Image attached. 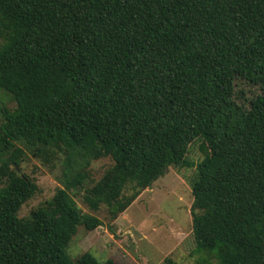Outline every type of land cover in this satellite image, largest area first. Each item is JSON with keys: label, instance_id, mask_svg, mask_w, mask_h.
I'll use <instances>...</instances> for the list:
<instances>
[{"label": "trees", "instance_id": "16d2710c", "mask_svg": "<svg viewBox=\"0 0 264 264\" xmlns=\"http://www.w3.org/2000/svg\"><path fill=\"white\" fill-rule=\"evenodd\" d=\"M0 92V264H120L68 255L71 193L114 220L196 140L192 264H264V0H0ZM27 153L61 187L19 217Z\"/></svg>", "mask_w": 264, "mask_h": 264}, {"label": "rangeland", "instance_id": "374dc122", "mask_svg": "<svg viewBox=\"0 0 264 264\" xmlns=\"http://www.w3.org/2000/svg\"><path fill=\"white\" fill-rule=\"evenodd\" d=\"M13 104L8 95L0 92V106L11 108ZM204 153L200 140L192 142L187 158L193 165H170L163 176L141 191L114 220L108 218L105 208L90 211L82 201V190L72 192L81 212L98 217L102 225L93 230L78 225L67 245L68 255L76 259L89 252L100 262L110 259L120 264H165V258L170 257L179 264H192L195 244L191 231V184L196 178V164L204 159ZM112 164L110 157L92 161L91 182L99 179ZM21 171L36 182L39 190L21 206L19 217L26 216L61 187L56 163L43 162L27 153Z\"/></svg>", "mask_w": 264, "mask_h": 264}]
</instances>
